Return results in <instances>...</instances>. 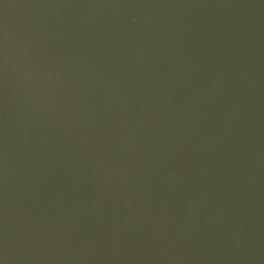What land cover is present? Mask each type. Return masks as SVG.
<instances>
[{
    "label": "water",
    "instance_id": "obj_1",
    "mask_svg": "<svg viewBox=\"0 0 264 264\" xmlns=\"http://www.w3.org/2000/svg\"><path fill=\"white\" fill-rule=\"evenodd\" d=\"M0 264H264V0H0Z\"/></svg>",
    "mask_w": 264,
    "mask_h": 264
}]
</instances>
